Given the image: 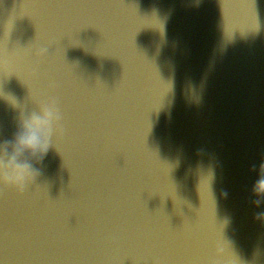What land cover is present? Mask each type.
I'll return each mask as SVG.
<instances>
[{"label": "water", "instance_id": "1", "mask_svg": "<svg viewBox=\"0 0 264 264\" xmlns=\"http://www.w3.org/2000/svg\"><path fill=\"white\" fill-rule=\"evenodd\" d=\"M262 165L264 0H0V264H264Z\"/></svg>", "mask_w": 264, "mask_h": 264}, {"label": "clouds", "instance_id": "2", "mask_svg": "<svg viewBox=\"0 0 264 264\" xmlns=\"http://www.w3.org/2000/svg\"><path fill=\"white\" fill-rule=\"evenodd\" d=\"M58 120L59 114L54 105L43 109L41 114H34L27 119L16 137L17 151L37 158L42 157L49 146L46 132H50L52 125ZM15 173V180L20 184L32 176L30 167L21 164H17ZM253 194L258 198H264V165L261 166L260 176L253 186Z\"/></svg>", "mask_w": 264, "mask_h": 264}]
</instances>
